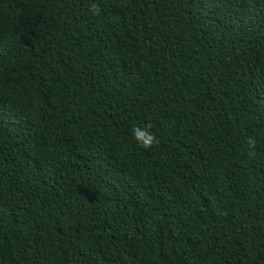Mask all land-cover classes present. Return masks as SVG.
I'll return each instance as SVG.
<instances>
[{"label":"trees","instance_id":"16d2710c","mask_svg":"<svg viewBox=\"0 0 264 264\" xmlns=\"http://www.w3.org/2000/svg\"><path fill=\"white\" fill-rule=\"evenodd\" d=\"M0 264H264V0H0Z\"/></svg>","mask_w":264,"mask_h":264},{"label":"clouds","instance_id":"9594fccd","mask_svg":"<svg viewBox=\"0 0 264 264\" xmlns=\"http://www.w3.org/2000/svg\"><path fill=\"white\" fill-rule=\"evenodd\" d=\"M135 137L144 145V147H150L153 142V137L151 134L140 129L135 130Z\"/></svg>","mask_w":264,"mask_h":264}]
</instances>
